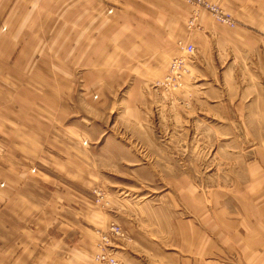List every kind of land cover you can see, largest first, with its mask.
<instances>
[{
    "label": "crops",
    "instance_id": "crops-1",
    "mask_svg": "<svg viewBox=\"0 0 264 264\" xmlns=\"http://www.w3.org/2000/svg\"><path fill=\"white\" fill-rule=\"evenodd\" d=\"M209 1L264 37V0ZM190 13L185 0H0V264H95L112 215L90 195L100 152L70 123L77 82L82 96L145 91L178 41L227 31L206 14L190 31ZM230 202L223 236L241 264H264V192Z\"/></svg>",
    "mask_w": 264,
    "mask_h": 264
},
{
    "label": "rangeland",
    "instance_id": "rangeland-1",
    "mask_svg": "<svg viewBox=\"0 0 264 264\" xmlns=\"http://www.w3.org/2000/svg\"><path fill=\"white\" fill-rule=\"evenodd\" d=\"M206 2L237 27L205 13L228 32L178 41L194 51L177 48L187 71L176 84L158 85L173 58L163 74L142 79L143 92L125 84L82 96L77 82L70 123L100 152L90 195L112 219L97 243L108 238L102 244L117 264H241L223 230L232 227L231 194L264 192V37L238 31L233 14Z\"/></svg>",
    "mask_w": 264,
    "mask_h": 264
},
{
    "label": "built area",
    "instance_id": "built-area-1",
    "mask_svg": "<svg viewBox=\"0 0 264 264\" xmlns=\"http://www.w3.org/2000/svg\"><path fill=\"white\" fill-rule=\"evenodd\" d=\"M185 2L188 6L191 7V14L187 19L188 28L191 30L192 28L199 26V19L201 15L205 13H208V15L211 16L214 21H216L220 25H225L232 29L237 27L236 21L233 20L232 17L227 12H225L223 8L221 9L216 5L209 4L205 0H185ZM177 48L180 53H183L186 56H191L194 51L193 45H186L182 42H178ZM185 58V56L181 55L177 56L176 58H173L167 68L169 69L168 74L166 75L162 83H158V85L162 87L169 86L174 83L176 84L177 79L180 78L187 71V69L185 68ZM110 232L114 235L119 236L121 230L119 226L112 224L110 226ZM107 239V237H103L101 238V243H97V245H99L100 250L96 254H94L93 260L99 264H117V261L113 259L112 255L104 247L106 246V244H102L103 240L106 242Z\"/></svg>",
    "mask_w": 264,
    "mask_h": 264
},
{
    "label": "bare ground",
    "instance_id": "bare-ground-1",
    "mask_svg": "<svg viewBox=\"0 0 264 264\" xmlns=\"http://www.w3.org/2000/svg\"><path fill=\"white\" fill-rule=\"evenodd\" d=\"M83 145H85V143H83Z\"/></svg>",
    "mask_w": 264,
    "mask_h": 264
}]
</instances>
